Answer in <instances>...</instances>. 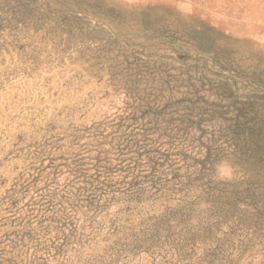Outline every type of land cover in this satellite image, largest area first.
<instances>
[{"label":"rangeland","instance_id":"1","mask_svg":"<svg viewBox=\"0 0 264 264\" xmlns=\"http://www.w3.org/2000/svg\"><path fill=\"white\" fill-rule=\"evenodd\" d=\"M264 0H0V264H264Z\"/></svg>","mask_w":264,"mask_h":264},{"label":"crops","instance_id":"2","mask_svg":"<svg viewBox=\"0 0 264 264\" xmlns=\"http://www.w3.org/2000/svg\"><path fill=\"white\" fill-rule=\"evenodd\" d=\"M259 17L257 18L258 32L257 37L261 45H264V5L258 8Z\"/></svg>","mask_w":264,"mask_h":264}]
</instances>
